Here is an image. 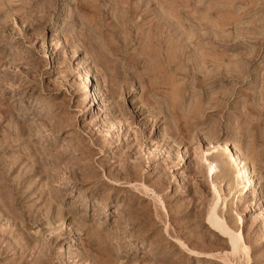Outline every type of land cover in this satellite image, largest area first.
Listing matches in <instances>:
<instances>
[{
    "label": "rangeland",
    "instance_id": "374dc122",
    "mask_svg": "<svg viewBox=\"0 0 264 264\" xmlns=\"http://www.w3.org/2000/svg\"><path fill=\"white\" fill-rule=\"evenodd\" d=\"M0 264H264V0H0Z\"/></svg>",
    "mask_w": 264,
    "mask_h": 264
},
{
    "label": "bare ground",
    "instance_id": "6f19581e",
    "mask_svg": "<svg viewBox=\"0 0 264 264\" xmlns=\"http://www.w3.org/2000/svg\"><path fill=\"white\" fill-rule=\"evenodd\" d=\"M86 74L88 76L87 79H89V76H90L89 71H86ZM90 78H92V77H90ZM85 81H87V80H85ZM92 102H94V101H92ZM218 149L222 150L223 153H226L227 155H229L228 157H230L232 163L234 164V167L236 166L235 168H237V170H238V177L240 178V181H241L240 182V185H241L240 190L241 191L249 190L253 186L256 185L255 184L256 181H255L254 171H253V169H251L250 162L246 156H244L236 147H232L229 143H226V142L218 144ZM210 166H211V170L213 171L215 168L214 164H210ZM216 217H215L214 213H211L209 221L211 222L212 226L215 227L216 229H218L219 231L223 232L224 234H229L235 251L239 250V248L244 249L243 244L239 243V239L237 236H235L233 231H231L230 228L226 224H224V222H222L221 220L218 219V217L217 218Z\"/></svg>",
    "mask_w": 264,
    "mask_h": 264
}]
</instances>
